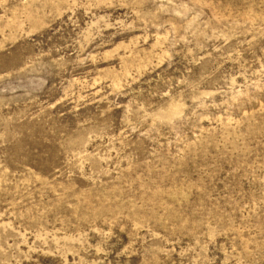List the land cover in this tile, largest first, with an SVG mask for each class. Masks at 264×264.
I'll return each mask as SVG.
<instances>
[{
	"label": "rangeland",
	"instance_id": "374dc122",
	"mask_svg": "<svg viewBox=\"0 0 264 264\" xmlns=\"http://www.w3.org/2000/svg\"><path fill=\"white\" fill-rule=\"evenodd\" d=\"M0 264H264V0H0Z\"/></svg>",
	"mask_w": 264,
	"mask_h": 264
}]
</instances>
